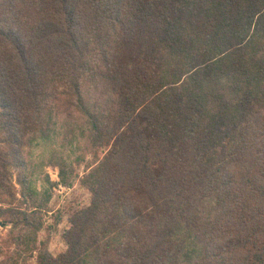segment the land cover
I'll return each instance as SVG.
<instances>
[{
    "label": "trees",
    "instance_id": "obj_1",
    "mask_svg": "<svg viewBox=\"0 0 264 264\" xmlns=\"http://www.w3.org/2000/svg\"><path fill=\"white\" fill-rule=\"evenodd\" d=\"M58 126L93 161L52 255ZM0 223V264H264V0H0Z\"/></svg>",
    "mask_w": 264,
    "mask_h": 264
},
{
    "label": "rangeland",
    "instance_id": "obj_2",
    "mask_svg": "<svg viewBox=\"0 0 264 264\" xmlns=\"http://www.w3.org/2000/svg\"><path fill=\"white\" fill-rule=\"evenodd\" d=\"M63 130L58 126L49 139L35 143L30 161L32 187L39 203L46 204L42 212L43 226L36 234V241L38 246H46L52 255L66 250L63 234L70 227L71 215L90 203V195L80 184L87 165L93 161L86 147L85 130L76 127L71 137ZM61 163H65V182L59 167L53 166ZM9 229L10 225L0 224V245Z\"/></svg>",
    "mask_w": 264,
    "mask_h": 264
},
{
    "label": "water",
    "instance_id": "obj_3",
    "mask_svg": "<svg viewBox=\"0 0 264 264\" xmlns=\"http://www.w3.org/2000/svg\"><path fill=\"white\" fill-rule=\"evenodd\" d=\"M1 225H3L2 223H0Z\"/></svg>",
    "mask_w": 264,
    "mask_h": 264
}]
</instances>
